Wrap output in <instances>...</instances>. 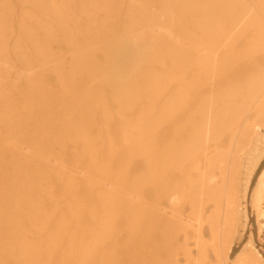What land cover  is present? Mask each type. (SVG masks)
Masks as SVG:
<instances>
[{
	"label": "bare ground",
	"instance_id": "bare-ground-1",
	"mask_svg": "<svg viewBox=\"0 0 264 264\" xmlns=\"http://www.w3.org/2000/svg\"><path fill=\"white\" fill-rule=\"evenodd\" d=\"M262 162L264 0H0V264H224Z\"/></svg>",
	"mask_w": 264,
	"mask_h": 264
},
{
	"label": "rangeland",
	"instance_id": "rangeland-1",
	"mask_svg": "<svg viewBox=\"0 0 264 264\" xmlns=\"http://www.w3.org/2000/svg\"><path fill=\"white\" fill-rule=\"evenodd\" d=\"M99 9L92 11V13L98 12ZM263 166H264V162H262L259 165L258 167L259 169L256 171L250 183V190L248 192V199L246 202V205L248 206V222H247L246 229L244 232H241L240 229H238L239 231L236 232L234 239L232 243L230 244L229 253H227L228 257L226 258V261L224 262V264H235V261L231 262L230 259H232L234 255L236 254H240V253L244 254L248 251L247 250L248 248L244 246L245 244L248 243L250 238H252V247H253L252 251L260 255L261 257L260 261L262 262L261 264H264V232L259 229V226L257 225L256 215L254 211H252L251 207L249 206L250 195H251V192L254 188V185L257 179L256 176ZM241 233H242V237L239 238V235H241ZM205 242L208 243L207 238Z\"/></svg>",
	"mask_w": 264,
	"mask_h": 264
}]
</instances>
